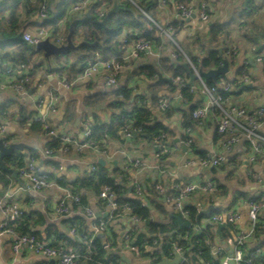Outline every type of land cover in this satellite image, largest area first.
<instances>
[{
	"label": "crops",
	"instance_id": "crops-1",
	"mask_svg": "<svg viewBox=\"0 0 264 264\" xmlns=\"http://www.w3.org/2000/svg\"><path fill=\"white\" fill-rule=\"evenodd\" d=\"M24 1V0H23ZM30 4L33 2L28 0ZM59 0H48L49 13L47 18H51L55 12V3ZM214 11L210 21L207 23L200 22L196 18L191 19L185 25L181 24L176 18V11L172 5H168L167 9L157 12L154 7V17L160 21H172L175 30V37L179 41L183 50L195 56L200 49L205 50L210 47V29L214 23H223L230 19L235 14L238 15L241 11L249 13L248 16L238 17L237 21L222 29L218 33V45L216 49L222 48L225 50L230 47H235L238 50L228 59V72L223 74L224 78H234L243 75L236 74V69L242 66L244 75L248 76L252 83L244 87L233 90L230 94V100L236 104L245 106L248 110H254L258 106L264 104V67L262 63L253 60L252 56L256 52L264 50V0H211ZM122 7L119 1H115ZM114 3V2H113ZM113 5V4H112ZM111 5V7H112ZM35 9L27 11L26 5L21 4L18 11L17 20L14 24L19 23L21 31H33L36 28L34 25L37 21L35 18ZM9 15V11L0 14V23L7 27L3 21V17ZM75 18V17H74ZM72 18V19H74ZM261 19V20H259ZM11 24V20H10ZM68 24V23H67ZM128 30V29H125ZM252 34L255 37L253 42L246 35ZM2 55V52L0 51ZM4 58V57H3ZM39 67L35 69L33 75V83L29 85V96L17 95L12 90L0 91V121L5 123V131L3 137L6 143L23 142L29 145L23 151L14 150L17 158L20 156L22 163H26L30 157L34 155L37 148L53 149L51 156L42 154L36 155V161L42 170L51 180L57 181L58 186L33 191L23 189L24 182L18 177H13L11 172L0 171V198H6L8 201H14L20 204L23 209V214L14 222L15 229L20 233H33L39 239L50 243H66L68 246H73L77 250L82 251L81 246H76V242L70 236L69 229L73 224L82 226L86 220L78 212L73 211L65 216L55 215L53 209L59 199L63 196V188L70 189L81 196L82 201L91 208L101 214L102 218L110 216L109 209L102 203L98 196V189L94 184L88 183V178L92 177L96 172H92L91 164L95 160L101 159L91 148H86L79 155L74 150V145L68 151H61L59 147H50L49 142L54 139L49 135L43 134L40 129V124L31 122V115L34 113L31 100L37 96H42L44 101L47 99V91L57 87L58 75L65 71L55 70L60 67L55 58L47 61L44 56H35ZM5 59V58H4ZM71 59H63L62 64L70 68ZM151 65L155 67L159 73V59L153 54H143L135 61L130 69L124 70L119 76V85H126L130 91L131 97L122 100L123 106L121 109H108L104 104H100L94 108H86L84 104V96L91 90L100 87V91L110 92L109 88L102 87L100 82L83 83L76 81L69 88H59L54 100V106L57 109L56 113L51 114L53 125L62 132L73 133L79 135L83 126L93 120V115H96L102 120H107L112 113L130 112L133 107L145 104L144 100L149 105L152 101V95L156 94L158 98L161 94L171 99L172 105L166 113H160L155 109H151L153 113V121L160 122L167 128L169 139L174 141L178 148L171 156L156 157L154 145L148 138L147 134L139 136L135 134L130 141H125L124 148L132 157H140L145 163L140 172L142 185L144 186V201L150 210L152 222L156 224L155 229L150 231L149 227L144 222L132 223L128 216L116 213L109 221V228L104 234V240L107 246H104L103 239L101 244L105 258L82 260V264H107L122 262L123 264H176L173 257L164 255L152 242L157 235L169 241L176 234L181 233L178 227L173 226L172 213L169 206L165 203L162 196L157 192L154 185L162 183L170 191H173L175 183L183 186L190 182H203L206 179L214 181L218 187L214 192L194 191L189 199V206L194 207L197 212L207 209L210 205H214L209 215H201L198 221H191L188 227L192 235L197 234L208 223V218L212 213L218 211H228L237 209L241 213L240 219L235 224L225 225L220 233H217L216 225L211 226V231H215L213 243H223L224 233L229 236L235 235L238 231L252 230V237L246 241L250 247L259 244L264 251V209L258 213V218L255 223H252L248 216L247 202L250 199L257 198L264 193V151L256 153L253 160H250V151L247 143L240 141L235 143L228 151L222 147V141L225 140V135L216 130L217 112L212 110L209 117L201 126L193 127V148L190 151L183 150V136L181 129L183 125V114L187 112L190 116V110L206 101L205 96L199 92H189L188 96L182 91V87L173 83L172 86L165 91L164 82L159 81L158 87L153 88V83L158 80L148 79V70L139 71V67ZM19 70L10 74H5L2 77L4 82L13 81ZM42 71V75L38 73ZM163 72V71H162ZM66 74V73H65ZM166 76L171 73H165ZM68 77V75L66 74ZM165 77V76H164ZM69 78V77H68ZM197 81L193 82L196 86ZM98 92V91H97ZM181 92L183 99H178L177 94ZM68 101L76 102V114L80 117L79 124L74 126V123L62 121V115ZM151 103V104H152ZM143 106V105H142ZM83 116V114H85ZM82 117V118H81ZM193 124L191 118L190 125ZM264 131V127H263ZM122 145V141L108 139L107 148L110 151H115ZM225 153V161L211 169H201L197 166H184L185 158L192 157L196 154L205 153ZM35 156V155H34ZM117 159V164L127 161L129 158L116 154L113 160ZM105 167L108 175L111 176L112 164L105 160ZM147 165V166H146ZM11 169H17L16 163L6 165ZM60 178V179H58ZM129 183L125 182V193L123 196L133 195L129 191ZM11 196H8L10 195ZM173 218V219H172ZM0 216V222H1ZM176 220V219H175ZM185 220V219H183ZM196 220V217H195ZM186 221V220H185ZM130 230L133 237H141L140 253H134L124 246L123 234ZM119 256L112 257V256ZM95 256V247H94ZM93 256V257H94ZM101 259V260H100ZM201 260V259H200ZM258 262L264 263L263 254L256 257ZM52 263H54L52 261ZM0 264H44L39 257L32 255L28 250L23 249L20 253L14 254L11 250V236L8 234L0 235Z\"/></svg>",
	"mask_w": 264,
	"mask_h": 264
},
{
	"label": "built area",
	"instance_id": "built-area-1",
	"mask_svg": "<svg viewBox=\"0 0 264 264\" xmlns=\"http://www.w3.org/2000/svg\"><path fill=\"white\" fill-rule=\"evenodd\" d=\"M36 3V11L34 13L36 21L41 22L47 18L49 13L48 0H31ZM100 0H72L65 9L62 18L53 25H41L37 26L33 31H23L22 38L28 42L33 49L36 50V45L44 40L48 39L50 42L60 45L66 42V26L72 18L81 17L85 12L92 10V5ZM134 7H136L141 13H143L149 20L147 29L155 33L157 39L149 40L146 38L136 37L137 33L132 30H124L118 37V42L122 47V52L118 57H112L104 59L98 51H94L92 57L84 62V66L74 79H69L65 73L58 75V85L53 89L47 91V99L44 101L42 96H37L31 100L34 113L31 115L30 121L40 124V129L43 134L54 137L59 142V149L61 151H68L74 145L76 154H81L84 149L91 148L93 151L101 157L104 161L107 160L110 163L113 160L114 155L120 154L128 157L127 161H123L121 164H116L111 167V176L115 182L129 183L130 193L140 199L141 205L146 206L144 201V186L142 185L140 172L143 169L145 163L140 157H132L128 151L124 148L127 138H132L137 132L142 131L141 127H132L125 116V113L115 112L112 115H119L123 118L124 124L121 129L122 145L115 151H110L107 148V135L102 136L99 139L92 138V122L88 121L79 134L66 133L59 131L51 121V114L56 113L57 109L54 106L55 95L59 92V88L69 89L76 81H82L83 83H95L100 82L102 87L105 88H121L123 85H119V76L126 70L130 69L135 61H137L143 54H153L158 59L168 57L170 60L176 61L180 56H183L185 63L189 64L193 68V73L196 77L193 82L197 81V85L194 86L193 82L188 84L189 77L181 75H169L166 76L165 72L160 70L159 73L155 72L150 74L147 72L148 79H157L159 75L171 79V82H164L165 91L168 90L173 83L178 84L180 87L189 85L190 92H199L205 96L206 101L198 106H195L190 110V116L193 120L192 125L183 126L181 134L183 136V144L186 151H190L193 148V127L201 126L204 121L209 117L212 110L217 112V131L225 135V140L222 141V147L228 151L235 143L244 141L247 143L248 150L250 151V160L254 159L256 153L264 151V104L258 106L254 110H248L245 106L236 104L230 100V94L233 90L244 87L247 84H251V79L246 76H239L234 78L221 77L213 84L209 85L203 77L198 73L193 61L187 55V53L181 47L179 41L175 37L176 27L172 21L162 22L156 17L149 15L140 5L139 0H128ZM144 2H154L157 12H161L167 9L168 5H172L176 11L177 20L185 25L188 21L196 18L200 22L207 23L210 21L211 15L214 11L211 0H143ZM110 8L106 3H101L95 7L92 11L98 20L107 15V11ZM9 15L3 17L4 23L8 26L10 24ZM76 41L92 42L93 36H85L82 30L76 34ZM238 50L235 47H230L222 50L219 55L221 61L218 65H222L224 59H229L234 54H237ZM205 55V50L200 49L195 54L197 60ZM253 60L262 63L264 67V50L256 52L252 56ZM217 65V66H218ZM216 67V66H215ZM16 70H19L17 77L13 81L4 82L2 77L5 74H10ZM42 75V71L38 73ZM35 77L31 74L29 67L23 63L17 64L6 61L0 54V91L12 90L17 95L29 96V85L33 83ZM130 92V91H129ZM131 94V93H130ZM122 95H119V98ZM178 99H183L181 92L177 94ZM150 109H155L160 113H166L170 110L172 102L166 95L161 94L156 102L146 105ZM111 115V116H112ZM5 131V123L0 121V137H3ZM133 136V137H134ZM150 140L154 145L156 157L171 156L178 148L177 144L169 139L166 132L160 131L158 133H152ZM5 144L7 145L5 139ZM53 149L37 148L34 155L28 159L26 163H23L17 168L18 177L26 185L25 189L33 191H39L49 188L53 185L59 186L57 181L51 180L40 169L36 155L39 153L44 156H51ZM225 153H205L196 154L192 157L185 158L184 166H197L201 169L213 168L221 165L225 161ZM147 166V165H146ZM99 167V160H95L91 164L92 172H97ZM117 168V171L114 169ZM1 171V167H0ZM60 179V178H58ZM125 180L124 182H122ZM157 192L162 196L165 203L169 206L172 213L179 215L182 219L189 221L191 225V214L189 199L191 194L200 190L202 192H214L218 190L216 183L210 179H206L203 182H190L183 186L175 183L173 185V191H170L162 183H156L154 185ZM23 188V187H22ZM24 189V188H23ZM64 194L55 205L53 211L55 215L65 216L73 211H78L86 220V222L80 226L73 224L69 229V234L74 240H76L79 246L83 247L84 252H80L73 246H68L66 243H50L39 239L33 233H20L14 227V222L21 217L23 209L17 202L8 201L6 198H0V235L8 234L11 236V250L14 254L20 253L23 249L28 250L32 255L39 257L43 260L44 264H82V260H91L94 254L93 240L98 234H105L109 228V221L116 214V212L128 216L132 223L146 222V218L138 215L129 202H119L117 196L112 187L108 184H103L98 191V196L102 200V203L108 207L110 216L108 218H102L97 216V211L85 204L81 196L71 191L70 189L63 188ZM8 196H11L8 195ZM248 216L252 223H255L258 218V213L264 209V193L257 198L250 199L247 202ZM241 217V213L237 209H231L228 211H218L212 213L208 221L213 225L219 223L235 224ZM152 221V218H150ZM192 232L186 231L176 234V236L169 241L163 239L162 236L157 235L152 242L155 246H159V249L163 252L166 247L168 249V257H173L176 260V264H212L210 261H204L203 259H194L191 253H187L186 249L188 242L192 237ZM252 237V230L238 231L233 236L227 237L223 243L213 244L211 246V254L217 259L218 264H264L258 262L256 257L263 254L264 251L261 245L256 244L250 247L246 241ZM133 237L130 234V230H127L123 234L124 246L134 253H140V246L137 243L131 241ZM198 243V240L195 239ZM104 246H107L105 243ZM230 249V250H229ZM52 261L54 263H52ZM107 264H123L122 262L107 263Z\"/></svg>",
	"mask_w": 264,
	"mask_h": 264
},
{
	"label": "trees",
	"instance_id": "trees-1",
	"mask_svg": "<svg viewBox=\"0 0 264 264\" xmlns=\"http://www.w3.org/2000/svg\"><path fill=\"white\" fill-rule=\"evenodd\" d=\"M71 1L72 0H59L55 3V12L53 13V16L49 19L46 18L41 22H36L34 25H36L37 27L46 24H56L64 15L66 6ZM114 1L116 0H100L92 5V10L101 3H106V5L111 8V5ZM117 1L121 3L122 7L132 8L133 11L124 9L109 15H105L101 18H105L103 23L97 22L95 19L90 17H85L83 20L75 22L73 26L72 40L78 46V48L69 49L64 53L54 55V58L60 65V67L55 70L65 71L69 79H74L83 68L84 62L92 57L94 51H98L104 59L118 57L122 52V47L118 42V37L122 34L125 29H129L132 30L134 33H137L136 37L146 38L149 40L157 39L155 33L146 28L147 24L149 23V20L143 13H141V11L134 7L128 0ZM181 1L184 2L185 0ZM22 3L26 5L27 11H32L35 9L36 3L30 4L28 0H0V14H3L5 11L8 10L11 19V24H9L7 27L0 23V51L2 52V56L6 59V61L17 64L23 63L29 67L31 73H34L35 69L38 68L40 64L38 63L35 56H44V52L42 50L33 49V47L22 38V31L20 29L19 23L14 24V21L17 20L18 11ZM138 3L149 15L154 17V2H144L143 0H139ZM92 10L90 11L91 14H93ZM248 15L249 13L241 11L240 13H238V15L233 14L230 19L226 22L214 23L211 25V37L209 42L210 47L206 48V54L203 55L199 60H197L195 56L187 54L193 61V64L197 70L202 69L203 71H206L211 68H214L219 64V62L221 61V56L219 55V52L216 49V46L218 45V33L222 29L236 22L239 16L245 18ZM72 20L73 19H71L66 26V34L68 33L69 23ZM81 30L85 36H93V41L90 43L85 41L77 42L76 34ZM246 36L253 42L256 40L252 34L250 35V33H247ZM66 58H70L72 61L70 68H67L62 64L63 59ZM184 63L185 59L183 56H180L179 59L176 61L170 60L168 57H163L159 59L158 67L161 71L165 73L189 77V74L193 73V68L189 64ZM143 69L148 70L150 74L156 72L155 67L151 65L139 67V71ZM236 74L244 75V72L242 71V66L236 69ZM223 76V74L218 75L215 80L209 79L206 82L211 85ZM159 84L160 82L156 80L153 83V88L158 87ZM182 91L186 96H188L189 85L183 86ZM119 95H122L124 99H129L131 97L130 92L125 84L123 87L115 88L110 92L98 91L94 93H88L86 96H84L83 100L85 107L89 109L94 108L100 104H104V106L108 109H121L124 102L120 100ZM156 100L157 97L154 92V94L152 95V101L156 102ZM84 115H86V113L83 114V116ZM62 116V121L70 123L75 122L77 118L75 101L67 102ZM125 116L127 117L132 127L142 128V131L136 133L139 136H142L143 134H147L148 136H150L152 133L168 131L167 128H165L160 122L153 121V113L151 109L146 106H135L130 112H125ZM190 122L191 117H189V114L185 112L183 114V125H190ZM123 124L124 120L119 115H112L107 120H102L96 115H93L91 127L92 138L99 139L102 136L107 135L108 139H114L121 142L123 141L121 138V129ZM49 145L50 147L56 148L59 146V142L56 138H54L49 142ZM16 156L17 154L15 151H13L9 155L4 156L3 161L5 165H8L10 163H16L18 167L21 166L23 164L21 158L20 156L18 158ZM117 170V168L114 169V171ZM124 181L125 180H123L122 182ZM87 182L90 184H94L98 191L103 184L110 185L115 191L117 200L119 202H129L138 215L143 218H146L145 223L148 225L149 230L152 231L155 229L156 224L150 221L151 215L148 207L142 206L140 199L137 197L123 196V194L125 193L124 183L115 182L114 178L108 175L105 165L99 164L97 172L92 177H89ZM189 208L191 214V221L194 222L196 221L195 217L198 212L192 206H190ZM172 221L173 226L178 227L177 221L175 219H173ZM212 225L213 224L208 223L197 234L193 235L188 242L184 243H189L188 246H191L187 247L186 251L187 253H191L194 259L199 258L203 259L204 261H210L212 264H218L217 259L211 254V246L214 244L213 239L215 237V231H211L210 229ZM179 230L183 233L189 231L190 229L188 227L179 226ZM223 235L226 239L229 234L224 233ZM195 239L198 240V243L195 242ZM74 241L76 242V246H79L78 242L76 240ZM133 242L139 244L141 242V237L137 236ZM94 247L95 256L93 254L94 257H92V259H95L97 261V259L104 254L100 238L95 237V239L93 240V248ZM80 252H84L83 247L82 251ZM167 253L168 249L165 247L163 249V254L167 255ZM112 257L119 258V256L114 255ZM101 258L102 260H105V258ZM93 260H90V262H92Z\"/></svg>",
	"mask_w": 264,
	"mask_h": 264
},
{
	"label": "water",
	"instance_id": "water-1",
	"mask_svg": "<svg viewBox=\"0 0 264 264\" xmlns=\"http://www.w3.org/2000/svg\"><path fill=\"white\" fill-rule=\"evenodd\" d=\"M129 10V11H133L132 8H129V7H120L115 1L112 5V7L107 11V15L109 14H112V13H115L119 10ZM85 17H90V18H93L95 19L97 22H100V23H103L105 18L101 19V20H98L94 15H92L90 12H85L81 17H78V18H74L70 23H69V26H68V33L66 35V42L63 43V44H60V45H56L52 42H50L48 39H44L42 41H40L37 45H36V50H42L44 52V57L47 61H49L50 57L52 55H57V54H60V53H64L66 52L67 50L69 49H77L78 46L73 42L72 40V34H73V26H74V23L77 22V21H81L83 20ZM219 53L222 52V48H218L217 49ZM186 64V63H184ZM228 65H229V62L227 59H224L223 60V63L222 65H218L214 68H211L209 70H206V71H203L202 69H198V73L201 77L204 78L205 81L209 80V79H212V80H215L216 77L218 75H221V74H226L228 72ZM196 75L195 73H191L189 74V81H188V84H191L193 82V80L195 79ZM158 81H167V82H171V79L170 78H167V77H162L161 75H159L158 77ZM115 88H112V89H109V90H113ZM101 88L100 87H97L93 90H91L90 92L88 93H94V92H97V91H100ZM87 93V94H88ZM79 121H80V117L78 116L75 120V123H74V126H77L79 124ZM79 137L81 136V134L78 135ZM134 136V133H132V137ZM148 136V135H147ZM148 138L150 139V137L148 136ZM4 137H0V167L3 171H6V172H11L13 177H15L16 179L18 178L17 177V169H11L9 167H7L3 161V158L4 156L6 155H9L11 154L14 150H20V151H23L25 148H29V145L23 143V142H11V143H8L7 145L5 144L4 142ZM128 141L131 140L130 137L127 138ZM183 150L185 149V147H183ZM154 150L156 151L157 149L154 148ZM99 164L100 165H104L105 164V161L103 159H99ZM112 164V167L115 166L117 164V159H114L112 160L111 162ZM22 187L25 189L26 188V185L25 184H22ZM131 189L129 188V191ZM130 197H134V195H131ZM213 206L214 205H210L207 209L205 210H200L197 215H196V221L198 219L199 216L205 214V215H209L213 209ZM97 216H100V213L97 212ZM173 217L176 219L178 225L180 227L184 226V227H189V221H185L183 220L179 215H173ZM225 226V224L223 223H219L216 225L217 227V233L219 234L221 229ZM98 238L100 239H103V244L105 245V240H104V234H98L97 235ZM230 250V249H229ZM175 260H177L175 258Z\"/></svg>",
	"mask_w": 264,
	"mask_h": 264
},
{
	"label": "rangeland",
	"instance_id": "rangeland-1",
	"mask_svg": "<svg viewBox=\"0 0 264 264\" xmlns=\"http://www.w3.org/2000/svg\"><path fill=\"white\" fill-rule=\"evenodd\" d=\"M259 20H261V19H259ZM51 58H54V55H52Z\"/></svg>",
	"mask_w": 264,
	"mask_h": 264
}]
</instances>
